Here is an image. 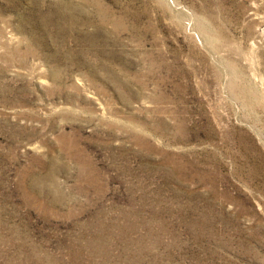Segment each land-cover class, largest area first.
I'll list each match as a JSON object with an SVG mask.
<instances>
[{"label": "rangeland", "instance_id": "1", "mask_svg": "<svg viewBox=\"0 0 264 264\" xmlns=\"http://www.w3.org/2000/svg\"><path fill=\"white\" fill-rule=\"evenodd\" d=\"M0 264H264V0H0Z\"/></svg>", "mask_w": 264, "mask_h": 264}]
</instances>
